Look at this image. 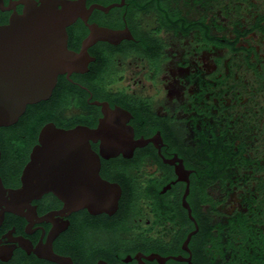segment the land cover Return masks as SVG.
I'll return each mask as SVG.
<instances>
[{
    "label": "flooded vegetation",
    "instance_id": "flooded-vegetation-1",
    "mask_svg": "<svg viewBox=\"0 0 264 264\" xmlns=\"http://www.w3.org/2000/svg\"><path fill=\"white\" fill-rule=\"evenodd\" d=\"M55 2L75 7L79 65L0 129V264H58L52 251L73 264H264V0ZM30 4L42 0H0V26ZM110 115L134 146L106 158L90 141L121 188L113 214L52 192L8 209L44 126L97 129Z\"/></svg>",
    "mask_w": 264,
    "mask_h": 264
},
{
    "label": "water",
    "instance_id": "water-1",
    "mask_svg": "<svg viewBox=\"0 0 264 264\" xmlns=\"http://www.w3.org/2000/svg\"><path fill=\"white\" fill-rule=\"evenodd\" d=\"M73 8V4L42 0L40 5H28L9 25L0 26V129L15 124L28 106L48 100L60 75L77 71L79 56L68 49L67 27L76 18ZM111 119L107 116L97 129L44 126L32 161L24 169L22 187L9 193L8 209L22 214L34 199L52 192L75 209L113 214L121 188L100 176V156L92 152L90 141L102 140L106 158L120 153L131 157L134 146L129 142L132 136L115 133ZM123 147L129 150L118 151ZM70 166L89 167L92 175L87 180L70 181L62 173L63 167ZM48 259L73 264L53 251Z\"/></svg>",
    "mask_w": 264,
    "mask_h": 264
}]
</instances>
